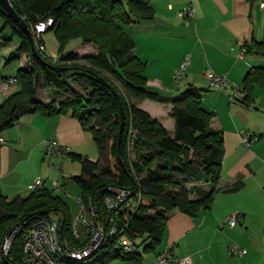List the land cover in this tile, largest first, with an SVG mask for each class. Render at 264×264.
<instances>
[{"label": "trees", "instance_id": "trees-1", "mask_svg": "<svg viewBox=\"0 0 264 264\" xmlns=\"http://www.w3.org/2000/svg\"><path fill=\"white\" fill-rule=\"evenodd\" d=\"M152 1L15 0V9L29 26L53 20L48 29L55 32L61 45L56 61L39 49V55L34 54L19 24L0 9L5 18L4 28L11 27L21 38L10 58L26 53L30 59L17 72L20 88L0 105V134L16 123L26 103L32 106L28 112L43 111L52 116L71 112L93 134L98 147L96 161L75 152L71 157L81 167L73 177L80 194L97 205L101 219L108 224V217L115 214L104 203L108 186L132 188L134 196L141 192L140 199L133 196L119 209L121 220L130 221L128 234L135 244L134 251L125 253L113 244H103L85 262L73 264L143 261L144 254L136 252V239L141 243L150 241L145 252L156 250L171 212L197 215L212 206L218 190L224 141L222 131L211 125L214 112L202 105L205 90L194 85L174 95L152 90L146 75L148 63L135 53V40L124 30L127 25L155 19ZM10 39L3 36L0 45ZM40 40L34 38L35 44ZM76 40L75 47L67 50ZM252 47L263 52L264 41L246 42L247 52ZM256 83H264V67H255L245 75V95L234 101L252 105ZM49 85L62 90L63 98H37L38 89ZM143 100L172 105L171 115L176 121L173 135L158 118L138 106ZM131 126L135 135L129 150ZM241 186L240 180L229 191H237ZM66 206L59 194L45 186L16 198H9L0 189V264H26L22 236L14 239L9 253L3 248L11 229L24 219L52 217L53 211L63 210L67 234L71 218Z\"/></svg>", "mask_w": 264, "mask_h": 264}, {"label": "crops", "instance_id": "crops-1", "mask_svg": "<svg viewBox=\"0 0 264 264\" xmlns=\"http://www.w3.org/2000/svg\"><path fill=\"white\" fill-rule=\"evenodd\" d=\"M261 1L153 0L154 20L124 27L135 40V53L148 63V85L156 83L164 94L170 95L175 89L173 77L191 54L186 80L183 86H178V91L189 85L205 90L202 105L214 112L211 125L222 131L225 151L212 206L194 216L179 210L171 212L162 241L153 256L144 255L145 263L171 248L175 256L188 258L189 264H264V83H256L254 103L246 105L231 100L225 88H210L206 76L208 70H213L226 75L233 85H243L249 71L264 67V51L257 52L252 47L251 51L241 54L243 42L264 41ZM185 5L193 6L196 11L189 23L179 14ZM20 41L19 37V44ZM9 58L3 62L0 57V105L20 88L18 83L12 89L5 88V79L16 77L18 70L30 62L26 53ZM14 59L19 64L12 74L7 65ZM138 106L174 134L176 121L171 115L172 105L143 100ZM30 107L26 103L16 123L0 134L4 138L0 146V189L9 198L28 196L32 192L29 186L39 177L43 179L42 186L48 187L44 172L52 169L45 167L43 159L52 139L58 140L65 149L60 157L55 156L62 166L65 156H71L72 152L97 160L88 152V146L96 143L93 134L71 112L52 116L43 111L28 112ZM244 132L258 139L247 146L243 142ZM55 162L54 159L52 163ZM240 180L241 188L229 191ZM233 213H240L241 217L231 227L228 220ZM233 244L246 248L247 252L243 256L231 254Z\"/></svg>", "mask_w": 264, "mask_h": 264}, {"label": "built area", "instance_id": "built-area-1", "mask_svg": "<svg viewBox=\"0 0 264 264\" xmlns=\"http://www.w3.org/2000/svg\"><path fill=\"white\" fill-rule=\"evenodd\" d=\"M14 6L15 0H9ZM261 8H264V0L260 3ZM180 16L189 23L196 16V11L193 6L185 5L179 11ZM25 19V17H23ZM53 20L48 19L46 22L30 24L34 35L36 33L41 37L44 32L52 24ZM45 25V27L43 26ZM36 38L35 36H33ZM246 43L243 42L241 54L246 52ZM40 52H45L44 43L37 44ZM56 61V57L52 58ZM191 62V54L186 56V59L181 64L180 73L175 75L176 80L182 77V73ZM206 76L209 80V87L225 88L229 92L231 100L242 99L245 95L243 85H233L226 75H219L213 70H208ZM18 83L16 77H7L4 86L7 89H12L14 84ZM135 131L132 126L129 129V150L132 148ZM257 136H252L248 132L243 133V142L249 146L252 140H257ZM4 143V138L0 135V146ZM65 152L63 145L56 139H52L48 143L45 154L48 157L61 156ZM56 192L67 191V188L58 180L53 181ZM43 179L39 177L33 184L29 186L31 191L38 190L43 187ZM108 193L105 195L104 203L111 214L108 217L106 224L100 216L97 205L91 200L86 199L82 194L76 196L78 210L76 215L71 219L68 226V233L65 234V225L61 231L60 221L54 217H36L33 219H24L15 225L4 243L5 253H9L14 244V239L17 236H22V248L24 260L26 264H73L75 261H84L86 258L96 254L103 244H113L116 249H120L125 253L134 251L135 244L128 234L130 221L127 218L121 220L120 208L129 203L135 192L132 188L108 186ZM68 192V191H67ZM141 198V192L134 196ZM133 199V198H132ZM241 217L240 213H233L228 220L231 227L237 225ZM69 234V235H68ZM71 238L80 243H73ZM233 255L243 256L246 248L239 247L233 244L230 248ZM114 264H189L186 257L175 256L171 248L163 250L154 261L145 263L136 260H124Z\"/></svg>", "mask_w": 264, "mask_h": 264}, {"label": "rangeland", "instance_id": "rangeland-1", "mask_svg": "<svg viewBox=\"0 0 264 264\" xmlns=\"http://www.w3.org/2000/svg\"><path fill=\"white\" fill-rule=\"evenodd\" d=\"M4 26H5V18H4L3 14H0V38L2 36H8L11 38L9 43L2 45L0 57H1L3 62H4L5 58H8L10 56L11 52H13L15 50V46H18V44H19V35L14 34L11 27L4 28ZM2 30H3V32H2ZM33 36H35L37 40L42 39V40H40L39 43H42V41H43L45 48H46L45 54L47 57H49V58H55L56 57V54H58V52L60 51L61 45H60V43H59V41L55 35V32L53 30H50V29L45 30L44 32L41 33V37L38 36L37 33H36V35H34V32H33ZM0 41H2V39H0ZM77 41L78 40L69 44L67 46V50H70L73 47H75ZM36 47L38 49L37 44H36ZM41 54L44 55V53H42V52H41ZM46 59H48V58H46ZM18 64H19V60L14 59L7 65V69L13 71L12 74H14V73H16V71L18 69ZM179 73H180V71L177 72V74H179ZM186 74H187V70L185 69L184 72L182 73V77L179 80H176L175 75H174L173 80L175 82V84H174L175 89L171 91L170 95L177 94L186 88L185 87V88L181 89V91H178V86H183L181 84H184V82L186 80ZM41 87L38 89V92L36 95L37 98H39V99L42 98L41 100H45L47 98L50 100L52 97L53 98H63L62 90L57 89L55 86L49 85L48 87H45V88L44 87L41 88ZM149 87H151L152 90H156L159 92L163 91V90L159 89V87H158V85H156V83H153V85H151ZM111 144H112V141H109V147L111 146ZM88 149H89L88 152H90L89 156H91V158H95V159L99 158V152H98L96 143H92V145L90 144L88 146ZM44 156L45 157L43 159V162H45V164H44L45 167L49 166L52 169V171H50V170L48 171L47 169H45L44 181L46 180L48 187L51 189H53L52 188L53 181L57 180V179H60L63 183H65L67 185V191L68 192L67 191L59 192V195L66 202V204H67L66 211H67L68 215L70 216V218L72 219L76 215L77 210H78V203H77L76 196H78L81 193L79 186L77 185V183L75 182V180L73 178L75 175H78L81 171L80 163L78 161L73 160L71 158V156L67 155V156H65V158H66L65 164L62 166L60 164V162L56 159L55 156L48 157L46 154ZM108 158H109V162H111L110 152H108ZM54 159L56 161L55 164L52 163V161ZM191 185L192 184H188V187H191ZM194 196H195L194 194L191 195L192 198ZM51 215H52V217L58 219L61 223L63 218H64V211L63 210L53 211ZM136 243L138 244L136 247V252H140V253L146 255L147 257H151L154 255V251L145 252V250H144L145 245L149 244L150 241H146L145 243H141L139 239H136Z\"/></svg>", "mask_w": 264, "mask_h": 264}, {"label": "water", "instance_id": "water-1", "mask_svg": "<svg viewBox=\"0 0 264 264\" xmlns=\"http://www.w3.org/2000/svg\"><path fill=\"white\" fill-rule=\"evenodd\" d=\"M0 9L5 12V14L9 15L16 23L19 24L21 29L25 32L27 37L30 40L32 51L34 54L39 55V52L37 50L33 32L29 24L26 22V20L17 12V10L14 8V6L10 3L9 0H0ZM124 129V122L121 124L120 127V137L122 136ZM65 225V221L61 224V231H63Z\"/></svg>", "mask_w": 264, "mask_h": 264}, {"label": "bare ground", "instance_id": "bare-ground-1", "mask_svg": "<svg viewBox=\"0 0 264 264\" xmlns=\"http://www.w3.org/2000/svg\"><path fill=\"white\" fill-rule=\"evenodd\" d=\"M45 27V25H43Z\"/></svg>", "mask_w": 264, "mask_h": 264}]
</instances>
